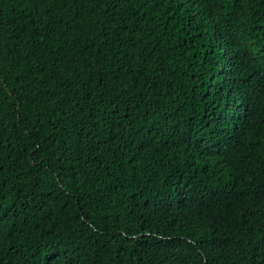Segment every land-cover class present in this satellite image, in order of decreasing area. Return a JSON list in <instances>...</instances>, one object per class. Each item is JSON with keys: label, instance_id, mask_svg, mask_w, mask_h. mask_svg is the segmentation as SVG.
<instances>
[{"label": "trees", "instance_id": "1", "mask_svg": "<svg viewBox=\"0 0 264 264\" xmlns=\"http://www.w3.org/2000/svg\"><path fill=\"white\" fill-rule=\"evenodd\" d=\"M0 264H264V0H0Z\"/></svg>", "mask_w": 264, "mask_h": 264}]
</instances>
